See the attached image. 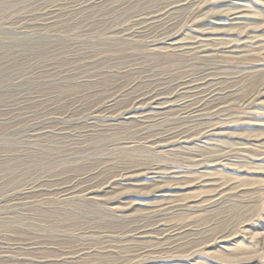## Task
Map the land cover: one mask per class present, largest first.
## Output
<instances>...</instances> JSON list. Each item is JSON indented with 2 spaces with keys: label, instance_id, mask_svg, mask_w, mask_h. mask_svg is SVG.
<instances>
[{
  "label": "rangeland",
  "instance_id": "obj_1",
  "mask_svg": "<svg viewBox=\"0 0 264 264\" xmlns=\"http://www.w3.org/2000/svg\"><path fill=\"white\" fill-rule=\"evenodd\" d=\"M0 264H264V0H0Z\"/></svg>",
  "mask_w": 264,
  "mask_h": 264
},
{
  "label": "bare ground",
  "instance_id": "obj_2",
  "mask_svg": "<svg viewBox=\"0 0 264 264\" xmlns=\"http://www.w3.org/2000/svg\"><path fill=\"white\" fill-rule=\"evenodd\" d=\"M244 7V6H243ZM239 13H242V12H239ZM243 16V15H242ZM242 16H240V17H242ZM244 17V16H243ZM246 19V18H245ZM219 21V20H218ZM240 24V23H239ZM141 96V95H140ZM160 96V95H159ZM152 100V99H151ZM147 102H149V101H147ZM166 102V101H165ZM140 106V105H139ZM144 106V105H143ZM153 106V105H152ZM130 107V106H129ZM128 109V108H127ZM153 110V109H152ZM158 110V109H157ZM124 112V111H123ZM145 114V113H144ZM125 115H126V118L125 119H135V116H132L131 115V112H126L125 113ZM124 117V116H123Z\"/></svg>",
  "mask_w": 264,
  "mask_h": 264
}]
</instances>
